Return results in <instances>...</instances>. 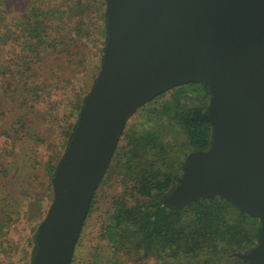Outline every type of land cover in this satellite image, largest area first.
<instances>
[{
  "label": "water",
  "instance_id": "water-1",
  "mask_svg": "<svg viewBox=\"0 0 264 264\" xmlns=\"http://www.w3.org/2000/svg\"><path fill=\"white\" fill-rule=\"evenodd\" d=\"M99 71L52 177V200L31 264H69L89 202L127 119L165 90L199 82L210 144L190 151L161 201L182 207L220 196L259 219L236 255L264 264V0H104Z\"/></svg>",
  "mask_w": 264,
  "mask_h": 264
},
{
  "label": "trees",
  "instance_id": "trees-1",
  "mask_svg": "<svg viewBox=\"0 0 264 264\" xmlns=\"http://www.w3.org/2000/svg\"><path fill=\"white\" fill-rule=\"evenodd\" d=\"M79 5H82L81 0H0V65H5L0 75V104L1 101L10 102L16 107L11 109L12 121L8 124V131L13 135L10 137L8 132L4 135L21 150L31 141L27 132H34L38 119L34 103L28 99L30 94L34 96L31 89L39 88L32 80L34 72L44 71L50 64L58 42L50 26L58 25L63 17L68 16V9ZM103 6L101 11L98 9L104 32L99 64L106 41L105 4ZM13 11H19L20 15L9 19ZM83 24L81 20L77 22L78 31ZM79 34L83 35L84 32ZM187 85L198 86L191 89L195 95L189 104L179 101L184 90L176 89L160 107L151 108L155 120L149 127L142 130L125 129L124 124L100 179L112 168V174L116 175L118 183L124 188L123 194L113 198L111 223L100 229L105 238L112 240L120 258H124L123 263L131 261L135 264L149 258L153 264H248L236 253L246 252L258 239L259 219L240 211L220 196L199 198L182 207L169 206L161 201L176 184L186 154L205 150L210 144V123L190 119L192 115L206 111L209 90L199 82L175 87ZM80 107L81 104L76 106V117L67 133L62 153L57 155L55 163H45L50 180L66 149ZM15 121L22 122L15 124ZM166 133L170 142L164 144L158 137ZM121 139L124 144L120 146ZM1 151L0 148V190L3 188L1 176L7 173L6 165H16L7 160ZM95 191L69 263L73 260L74 248L91 209ZM1 201L2 197L0 223L10 222L11 217L4 212L5 205H1ZM32 219L35 223L32 228L34 233L29 240L28 264H31L41 215L37 212Z\"/></svg>",
  "mask_w": 264,
  "mask_h": 264
},
{
  "label": "rangeland",
  "instance_id": "rangeland-1",
  "mask_svg": "<svg viewBox=\"0 0 264 264\" xmlns=\"http://www.w3.org/2000/svg\"><path fill=\"white\" fill-rule=\"evenodd\" d=\"M81 2L82 5L68 9V16L63 17L58 25L50 26L58 42L50 64L44 71H35L32 78L39 88L31 89L34 96L30 94L28 99L34 103L38 119L34 132H27L31 141L24 150L4 135L7 132L10 137L13 135L8 131V124H11V109L16 108L15 104L4 101L0 104L1 152L7 160L16 164L13 167L7 164V173L1 176V205H5L4 212H8L11 220L0 223V264H28L29 240L34 233L32 228L35 223L32 216L38 212L41 222L52 200V180L48 179L45 163H55L57 155L62 153L67 133L76 117V106L82 104L100 68L99 55L104 32L99 10L104 7V0ZM19 15V11H13L8 18ZM79 20L84 23L80 31L77 28ZM80 32L84 34L80 35ZM4 67V64L0 65V75ZM195 87L198 88L187 85L164 91L153 101L138 107L127 119L125 129L142 130L149 127L155 120L151 108L160 107L176 89L184 90L179 101L189 104L195 95L191 89ZM167 133L160 135L158 140L169 143ZM123 144L121 139L119 145ZM179 171L181 173V165ZM112 172L110 168L96 188L91 209L74 248L73 260L69 264H132L131 261L123 263L124 258H120L112 240L100 232L105 224L111 223L113 198L124 193V188ZM135 264H153V261L147 258Z\"/></svg>",
  "mask_w": 264,
  "mask_h": 264
},
{
  "label": "flooded vegetation",
  "instance_id": "flooded-vegetation-1",
  "mask_svg": "<svg viewBox=\"0 0 264 264\" xmlns=\"http://www.w3.org/2000/svg\"><path fill=\"white\" fill-rule=\"evenodd\" d=\"M174 88V87H173ZM169 89H171V88H169Z\"/></svg>",
  "mask_w": 264,
  "mask_h": 264
}]
</instances>
